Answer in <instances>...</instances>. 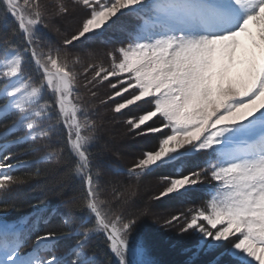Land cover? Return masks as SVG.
<instances>
[{
	"label": "snow or ice",
	"instance_id": "6c2138e0",
	"mask_svg": "<svg viewBox=\"0 0 264 264\" xmlns=\"http://www.w3.org/2000/svg\"><path fill=\"white\" fill-rule=\"evenodd\" d=\"M140 102L127 134L158 142L124 165L96 112ZM0 121V264H168L155 241L173 228L194 238L178 264H264V0H0ZM40 164L57 202L8 220L41 175L15 173ZM166 167L152 201L205 199L142 224L140 181Z\"/></svg>",
	"mask_w": 264,
	"mask_h": 264
},
{
	"label": "trees",
	"instance_id": "16d2710c",
	"mask_svg": "<svg viewBox=\"0 0 264 264\" xmlns=\"http://www.w3.org/2000/svg\"><path fill=\"white\" fill-rule=\"evenodd\" d=\"M50 35L54 40L57 39L55 33H50ZM120 35H121L120 32L117 30H114L112 32L109 31L108 33L105 34V39L117 40L120 38ZM91 46L97 50L104 51L108 48L113 47L114 45L104 44V43H100L99 41H96L92 43ZM97 91L99 94L98 99H103L107 95L111 94L110 90L108 89L107 82H105V84L102 87H100ZM138 105L140 109L149 108V105L143 102H140ZM111 107H112L111 103L99 107L98 111L96 112V118L98 120L103 118L105 122V128H104L105 139L110 141L112 145H114L116 149L123 154L121 163L124 165H129L131 164L132 159L133 157H135V155L128 156L125 152L120 151L119 143L112 142V140L110 139L111 133L118 130L119 127L125 131L127 130L126 126L123 123H122L123 125L122 124H119L117 126L114 125L115 124L114 119H118L117 117L121 115H115L111 113L110 111ZM134 109H136V107L134 108L133 106L131 110ZM137 111L135 110V112H137L135 114H139L142 110H137ZM9 119H11V117H9ZM2 123L3 121H0V124ZM156 124H159V120H156ZM158 136L159 134H156L154 136H148L147 138L138 139V142H142L143 145V148L141 149H145V148L151 149L152 147H154L158 140ZM27 147H28L27 145H21L18 148L12 149V151L15 152L17 155H20L22 151ZM202 160H203V154H196L193 156H188L184 160L178 161L174 167L183 168V170L186 171L188 168H192L197 164H201ZM50 167L51 166L48 164H40V165H35L32 168L20 169L18 172L15 173L16 175L23 176L34 173L37 168H39L41 171L40 176H36L33 179L29 180L28 183L21 186L19 190H14L13 196L17 201L18 207L15 210H11L7 214L6 218L8 220H12L15 217L28 213L30 211L29 208L30 203H35L37 201H52L53 203L57 202L56 191H53V189L58 190L57 181L59 177L55 173L45 171V169H49ZM172 171H173V167L157 169L154 173L143 178L140 181L139 189L137 191L136 196L134 197L135 203L133 207L147 209L148 215L142 218L141 220L142 224L157 227V225L153 224L154 220L151 217L154 212L161 211L164 214L166 213L167 215L170 212L183 210L187 207L192 206L193 204L199 205L200 203H202L203 199H205V197L202 194V191L198 190L196 192L190 193L188 196L185 197H178L175 199L164 200L159 202L152 201L150 197L153 195L154 191L158 192L162 187V184L160 182V177L166 174H171ZM199 188L202 189L203 186H199ZM144 189L147 191L145 192ZM0 215H3V213L0 212ZM60 223L61 222L58 219H53V221L51 222L50 225H48V227L55 229ZM165 230L168 233L165 234L161 230V232H159V234L156 237L155 258L164 262H168V264H178V262L185 259L184 254L180 251L181 246L193 243L194 238L191 236V234H187L183 237H177V233L174 228L165 229Z\"/></svg>",
	"mask_w": 264,
	"mask_h": 264
},
{
	"label": "rangeland",
	"instance_id": "374dc122",
	"mask_svg": "<svg viewBox=\"0 0 264 264\" xmlns=\"http://www.w3.org/2000/svg\"><path fill=\"white\" fill-rule=\"evenodd\" d=\"M124 19L126 20L127 17H125ZM112 31H114V30H110V32H112ZM135 107H136V109H134V110L130 109L131 110V111L129 110L130 112L128 110H125L123 115L117 117L118 119H114L115 120L114 125L117 126L119 124H122L123 120L127 116L134 115L135 113L138 112L137 110H144L143 108L140 109L139 105L134 106V108ZM135 110L137 112H135ZM140 138H147V137H139V138L134 139L132 136L127 134V130L125 131L120 127L118 128V130H116L115 132H112L110 135V139L112 140V142H118L119 146H120L119 147L120 151L125 152L128 156H133V155L137 156L139 154L140 150H138V149L143 148L142 142H138V139H140ZM157 142H158V140H157ZM193 155H196V153H192L189 156H193ZM144 191L146 192L147 190L144 189ZM154 193H156V191H154ZM165 215H166V213L164 214L161 211H159V212L156 211L153 213V215L151 217L153 220L157 221V226H158V222L161 221ZM161 230L165 234L168 233L165 229H161ZM161 230H160V232H161Z\"/></svg>",
	"mask_w": 264,
	"mask_h": 264
}]
</instances>
